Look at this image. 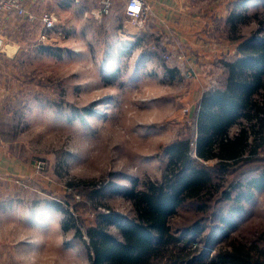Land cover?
<instances>
[{
	"label": "rangeland",
	"instance_id": "obj_1",
	"mask_svg": "<svg viewBox=\"0 0 264 264\" xmlns=\"http://www.w3.org/2000/svg\"><path fill=\"white\" fill-rule=\"evenodd\" d=\"M100 1L30 0L35 18L17 28L20 49L0 107L1 148L16 161L15 173L0 172V264H88L87 228L97 215L133 214L110 185L162 179L167 147L195 140L199 100L222 87V62L235 59V44L256 31L253 16L264 11V0H175L155 6L156 19L133 22L126 0H113L107 14L98 13ZM41 12L54 23L45 26ZM233 13L249 18L230 20ZM258 157L224 180L255 168L264 151ZM253 194L228 231L241 230L239 240L264 226V191ZM199 216L179 207L172 226ZM206 225L202 235L212 231L213 243L225 237L219 224ZM201 245L206 239L191 246Z\"/></svg>",
	"mask_w": 264,
	"mask_h": 264
},
{
	"label": "trees",
	"instance_id": "obj_2",
	"mask_svg": "<svg viewBox=\"0 0 264 264\" xmlns=\"http://www.w3.org/2000/svg\"><path fill=\"white\" fill-rule=\"evenodd\" d=\"M261 14L253 16L256 31L235 44V59L222 62V87L199 100L195 140L167 147L162 179L140 183L133 178L125 188L110 185L112 191H122L133 214L128 220L110 212L97 215V224L87 228L88 264H264V226L252 240H239L241 230L228 233L253 190L264 191V158L255 168H242L224 180L232 167L253 162L264 151V11ZM231 18L249 17L233 13ZM187 206L196 207L200 216L188 225L172 226L175 212ZM209 223L219 224L225 237L213 243L217 237L209 238L212 231L202 235ZM195 239H206L205 249L192 248Z\"/></svg>",
	"mask_w": 264,
	"mask_h": 264
},
{
	"label": "crops",
	"instance_id": "obj_3",
	"mask_svg": "<svg viewBox=\"0 0 264 264\" xmlns=\"http://www.w3.org/2000/svg\"><path fill=\"white\" fill-rule=\"evenodd\" d=\"M146 1L150 5L149 13L147 16L152 15L153 19H156V14L152 12L155 6H157L159 10H162L160 7L161 4H164V5L169 4V3H172V1H173L172 6H177V3L175 2V0H159L160 4L156 2L157 0H146ZM166 8L167 7L164 6V9ZM172 8L176 9L174 7ZM26 19H27V16L21 19L19 18V16H17L14 13H1L0 14V36L2 37L3 42H4V45L2 49L0 50V107H1V102L3 98H5L6 95L8 94L7 86H5L6 85L5 81L10 76L9 75V71L11 68L10 60L14 58V54L17 53V51L20 49V44L18 40L14 38V36L16 35L17 28H19L20 26H24V23L27 21ZM20 29L21 27L19 28V30ZM6 41L9 43H6ZM5 47L8 49H6ZM9 49H11V54L5 55L4 53H2V50L7 51ZM2 146L3 145L0 141V172L1 173L11 172L13 174L15 173V162L16 161L15 159L13 161L8 159V154L5 153V151L1 148ZM13 164H14V167H13Z\"/></svg>",
	"mask_w": 264,
	"mask_h": 264
},
{
	"label": "built area",
	"instance_id": "obj_4",
	"mask_svg": "<svg viewBox=\"0 0 264 264\" xmlns=\"http://www.w3.org/2000/svg\"><path fill=\"white\" fill-rule=\"evenodd\" d=\"M29 1L30 0H0V14L14 13L20 16H27L29 20H32L35 17L34 14L28 12ZM112 1L113 0H101L98 13L107 14L110 11ZM124 10L129 20L141 22L149 13V5L145 0H126ZM41 20L45 26H50L54 23L55 17L50 12H43L41 14ZM40 38H43V35H41ZM3 45L4 42L0 36V50Z\"/></svg>",
	"mask_w": 264,
	"mask_h": 264
}]
</instances>
